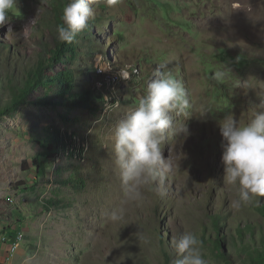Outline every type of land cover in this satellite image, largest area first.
Returning a JSON list of instances; mask_svg holds the SVG:
<instances>
[{
	"label": "rangeland",
	"instance_id": "374dc122",
	"mask_svg": "<svg viewBox=\"0 0 264 264\" xmlns=\"http://www.w3.org/2000/svg\"><path fill=\"white\" fill-rule=\"evenodd\" d=\"M67 3L19 0V11L0 26L1 100L9 96L7 74L17 81L39 56L45 73L66 65L79 82L78 71L92 67L107 76L127 66L130 78L115 84L119 105L107 111L30 102L0 117V264H23L26 254L34 255L33 264H165L167 257L174 264L172 242L189 231L202 241L208 264H249L250 249L264 254V216L257 208L264 198L231 206L239 190L223 182L219 128L227 114L248 120L264 94V0H119L111 7L94 0V22L78 34L74 51L55 49L62 12L54 7ZM165 62L189 93L190 135L164 146L165 157L179 162L166 197L145 191L143 202L126 205L125 220L114 224L107 214L121 203L122 191L112 133ZM217 71L225 72L220 80L213 79ZM44 82L35 95L53 91ZM57 129L64 147L50 136ZM71 134L85 145L65 156ZM216 237L223 256L212 251Z\"/></svg>",
	"mask_w": 264,
	"mask_h": 264
},
{
	"label": "clouds",
	"instance_id": "9594fccd",
	"mask_svg": "<svg viewBox=\"0 0 264 264\" xmlns=\"http://www.w3.org/2000/svg\"><path fill=\"white\" fill-rule=\"evenodd\" d=\"M93 3L94 0H68L62 10V23L56 27L61 43H73L89 27L94 19ZM117 3L119 0H107L109 7ZM15 11H19V0H0V26L8 24ZM130 74L127 66L117 69L121 79L128 80ZM224 75V71H217L213 79L220 80ZM191 108L182 80L168 69L167 62L160 63L136 105L116 123L112 133L111 151L122 200L107 214L110 222H123L126 205L142 203L145 191L166 197L179 162L169 155L165 157L164 146L190 135L186 120L192 115ZM219 128L223 138V182L238 187L239 196L231 205L238 210L264 198V94L259 103L253 104L248 120L241 122L227 114L219 121ZM172 246L176 253L174 264H208L202 241L194 232H184ZM34 260L33 254H26L23 264H33Z\"/></svg>",
	"mask_w": 264,
	"mask_h": 264
},
{
	"label": "trees",
	"instance_id": "16d2710c",
	"mask_svg": "<svg viewBox=\"0 0 264 264\" xmlns=\"http://www.w3.org/2000/svg\"><path fill=\"white\" fill-rule=\"evenodd\" d=\"M58 8V9H57ZM54 9L59 13L62 12L61 7L57 4ZM56 12V13H57ZM94 21H90L89 23H93ZM63 47L70 49L77 48V45L74 43H61L58 42L55 46V49ZM74 51V50H73ZM49 53H52V49L48 50ZM88 54L84 55L87 56ZM81 56V55H80ZM89 56V55H88ZM93 56V55H92ZM86 60V59H85ZM84 60V61H85ZM45 57H38V60L28 66H26L23 70H21V75L17 79V81H13L12 78L15 74H7V83L4 86L3 90L9 91L8 99L6 101H2L0 97V117L7 113L13 112L14 110L18 109L19 106L27 104V103H34L37 105H50V106H63V107H83L84 109L88 110H97L101 108V105L95 102H99L101 104L102 94L100 90H98L94 84L95 79L97 78L98 74L96 73V69L92 67L90 71L87 68L84 71H78V75L84 76L81 82L80 80L76 79L75 70L68 68L66 65H63L61 69L57 71H53L52 74L45 73ZM46 80L51 84L53 91H49L44 95H35V90L41 85H48L44 82ZM86 83L85 86H82V83ZM64 140H65V133ZM60 130L57 129L51 133V137L54 144H60L61 141L59 140ZM56 145V146H57ZM62 147L65 146L64 141L61 143ZM55 145L50 146L49 148L52 149L51 153L47 152L46 154L50 155V158L55 157L57 152V147ZM47 148V146H46ZM38 168L42 169L41 163L35 161ZM71 176H73L71 174ZM70 180V179H69ZM67 182V180L65 181ZM258 210L264 216V203L261 205H257ZM214 228L217 231L220 229L219 223V216H215L214 218ZM250 229V227H248ZM239 234H242V230L238 228ZM16 234L15 231L9 233L8 237L13 239V235ZM218 235V234H217ZM212 251L216 252L219 256H223L224 251L222 248V242L219 237H216L213 243ZM249 254V264H264V254L260 252V250L253 251L248 250ZM168 256V254H167ZM165 264H172L167 257V261Z\"/></svg>",
	"mask_w": 264,
	"mask_h": 264
},
{
	"label": "bare ground",
	"instance_id": "6f19581e",
	"mask_svg": "<svg viewBox=\"0 0 264 264\" xmlns=\"http://www.w3.org/2000/svg\"><path fill=\"white\" fill-rule=\"evenodd\" d=\"M95 69H96V73L98 74V76L95 79L94 84L96 82V84L100 88H97L96 84H95V86H96V88L98 90H100V92L102 94L101 109L107 111L108 109H110V108H112L114 106H118L119 105V99L116 96V90L114 91V86H115L116 83H119L120 82L119 80H121V78H119V76L117 75V71L116 70H114L115 72H109L107 74V76H106L105 73H102V75H99L98 72H102L101 71L102 70L101 68H98V70H97V67H96ZM104 94H105V100L106 101L104 100V97H103ZM71 135H72V138L69 139V141L67 142V145L68 146L70 145L72 147L68 148V150H70V152L73 153V151L75 150L73 148V146H75V145H77L78 147H80L81 150H82V148L85 145L84 142L86 140L85 139L77 138L76 135H74V134H71ZM68 150H67V152L65 154L63 153L65 156L71 155V154H69V151Z\"/></svg>",
	"mask_w": 264,
	"mask_h": 264
},
{
	"label": "water",
	"instance_id": "95a60500",
	"mask_svg": "<svg viewBox=\"0 0 264 264\" xmlns=\"http://www.w3.org/2000/svg\"><path fill=\"white\" fill-rule=\"evenodd\" d=\"M101 55H102V53H101Z\"/></svg>",
	"mask_w": 264,
	"mask_h": 264
}]
</instances>
